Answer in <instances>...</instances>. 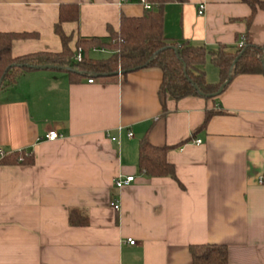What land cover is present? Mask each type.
I'll use <instances>...</instances> for the list:
<instances>
[{"label": "crops", "instance_id": "1", "mask_svg": "<svg viewBox=\"0 0 264 264\" xmlns=\"http://www.w3.org/2000/svg\"><path fill=\"white\" fill-rule=\"evenodd\" d=\"M62 6L77 9L76 21L61 24L71 51L78 39H105L122 16L144 12L138 0H0V33L21 36L13 57L61 51L54 25ZM250 14L241 0L169 1L162 32L207 53L242 39L262 46L264 10L247 24ZM202 69L207 83L218 82L208 55ZM161 77L156 67L74 81L65 71L33 70L0 90V158L32 156L0 164V264H192L188 248L204 244L226 246L228 264H264V75H237L215 97L163 103ZM49 131L59 138L45 140ZM143 138L168 148L181 186L138 171ZM117 176L133 182L117 189ZM72 210L87 223L71 225Z\"/></svg>", "mask_w": 264, "mask_h": 264}, {"label": "trees", "instance_id": "2", "mask_svg": "<svg viewBox=\"0 0 264 264\" xmlns=\"http://www.w3.org/2000/svg\"><path fill=\"white\" fill-rule=\"evenodd\" d=\"M152 8L144 10L139 17L122 16L117 32L110 31L109 36L102 38H80L76 49L68 47L69 37L61 31V24L77 20V9L74 6H62L59 10L58 22L54 25V32L60 38L62 49L58 53L36 52L24 56L13 57L12 42L21 37L16 34L0 33V78L3 87L12 85L16 79L30 67L53 66V70L65 71L70 80H80L87 75L114 78L117 71L125 76L128 73L148 67L161 70L159 98L161 103L166 97L178 101L186 97L205 96L215 94L226 81L229 69L231 79L242 74L264 75V45L255 46L245 42L242 47L229 49L220 47L217 52L207 53L202 46H192L187 43H175L164 37L162 32V7L169 1L176 0H147ZM247 4L251 14L247 19L249 24L258 9L264 10V2L260 0H241ZM91 47L109 51L106 58L94 59L89 56ZM80 53V60L75 55ZM207 55L211 64L217 69L219 80L217 83H207L202 67ZM230 79V81H231ZM229 81V82H230ZM164 110V107H163ZM213 115L207 112L204 124ZM167 147H155L146 138L139 143L137 169L146 177H169L177 181L173 165L167 159ZM32 156L23 151L3 154L0 164H30ZM178 185L181 184L177 181ZM71 225H85L86 218L75 210L69 213ZM192 264H228L227 247L224 245H191L188 248Z\"/></svg>", "mask_w": 264, "mask_h": 264}, {"label": "built area", "instance_id": "3", "mask_svg": "<svg viewBox=\"0 0 264 264\" xmlns=\"http://www.w3.org/2000/svg\"><path fill=\"white\" fill-rule=\"evenodd\" d=\"M139 4L142 6L143 10H150L152 8L151 4L147 1V0H138ZM203 11H204V7L203 5H200L198 7V15H202L203 14ZM243 45V41L240 40L237 44V47H242ZM75 59L77 61L80 60V53H79V50L78 52L76 53L75 55ZM88 83H92L93 80L92 79H89L87 81ZM128 137H131V133L128 134ZM45 140L47 141H54L56 139L59 138V135L57 134V132L55 131H49L46 133V135L44 136ZM111 141H116L117 139L116 138H110ZM194 144L196 146H199L200 145V140H195L194 141ZM133 182V177L132 176H125V177H122V176H117V178L115 179L114 181V186L115 188L117 189H121L123 188L124 186H127L129 185L130 183ZM262 182V177L260 176L259 178V183ZM110 206L111 208L114 210V211H118L119 210V203L117 201H113L110 203ZM126 242L129 244V245H133L134 244V241L131 240V239H127Z\"/></svg>", "mask_w": 264, "mask_h": 264}, {"label": "water", "instance_id": "4", "mask_svg": "<svg viewBox=\"0 0 264 264\" xmlns=\"http://www.w3.org/2000/svg\"><path fill=\"white\" fill-rule=\"evenodd\" d=\"M235 63H236V60L232 63V66H231V68L229 69L228 77H227L226 81H225V82L219 87L218 91H217L215 94H213V95H211V96H205V95H203L201 92L198 91V89H197V87H196L195 85H193V88H194L195 90H197L199 96H203V97L210 98V97H215V96L219 95V94L223 91V89L227 86V84L229 83V81H230V79H231V70H232L233 66L235 65ZM262 63L264 64V61H262ZM30 68H32V69H34V70H53V69H54L53 66H49V65H45V66H35V67H30ZM263 72H264V66H263ZM115 75H117V76H118V75H122V72L117 71V72L115 73ZM2 81H3V77L0 78V87H1Z\"/></svg>", "mask_w": 264, "mask_h": 264}]
</instances>
